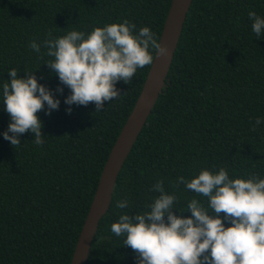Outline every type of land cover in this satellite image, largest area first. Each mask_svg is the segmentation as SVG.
Here are the masks:
<instances>
[{"label": "trees", "instance_id": "16d2710c", "mask_svg": "<svg viewBox=\"0 0 264 264\" xmlns=\"http://www.w3.org/2000/svg\"><path fill=\"white\" fill-rule=\"evenodd\" d=\"M172 0H0V264H70L102 171L142 91L151 66L138 69L131 84L117 83L121 97L69 106L71 94L29 44L68 31L86 34L128 20L136 33L147 26L159 38ZM250 11L264 18V0H194L166 81L152 113L118 175L112 203L101 219L86 264H137L111 224L119 216L150 211L164 181L175 194L176 215L190 218L187 205L207 198L187 190L178 177L203 169L228 171L230 179H264V37L252 31ZM34 73L54 92L60 107L37 115L44 144L33 133L21 145L4 140L10 116L2 86L8 72ZM63 88V93L56 91ZM71 107V114L67 109ZM127 200L128 207L117 208ZM226 227L231 225L225 222Z\"/></svg>", "mask_w": 264, "mask_h": 264}, {"label": "clouds", "instance_id": "9594fccd", "mask_svg": "<svg viewBox=\"0 0 264 264\" xmlns=\"http://www.w3.org/2000/svg\"><path fill=\"white\" fill-rule=\"evenodd\" d=\"M248 17L256 36L264 37V18L255 11H250ZM136 28L135 23L124 20L97 27L89 34L72 30L53 38L49 31L43 41L46 53L41 54V44L35 40L29 47L40 58H53L45 64L70 89L65 104L86 107L94 103L96 112H101L105 102L121 97L118 82L131 84L138 69L170 55V49L149 27L134 34ZM8 75L11 79L2 86V104L10 123L3 138L13 147L19 146L22 135L31 132L35 136L32 142L42 146L43 123L37 114L47 106V114L51 115L59 109L60 100L38 82L35 72H25V78H21L13 68ZM56 91L62 94L63 88ZM71 111L69 107L67 112ZM261 123L264 121L257 118L252 131ZM181 184L207 198V207L192 199L187 205L191 217L176 215L178 197L167 194L160 180L150 189L159 193L146 206L150 211L135 216L122 214L111 224L116 237H125L123 245L134 251L137 264H264V179H230L221 167L215 173L203 169L190 180L178 177L173 187ZM116 206L127 208L128 201ZM225 222L231 226L226 227Z\"/></svg>", "mask_w": 264, "mask_h": 264}, {"label": "water", "instance_id": "95a60500", "mask_svg": "<svg viewBox=\"0 0 264 264\" xmlns=\"http://www.w3.org/2000/svg\"><path fill=\"white\" fill-rule=\"evenodd\" d=\"M194 0H172L160 37L170 49L167 58H158L151 65L142 91L124 124L106 161L101 178L80 233L70 264H86L101 219L112 203L119 173L143 130L153 108L166 87V81Z\"/></svg>", "mask_w": 264, "mask_h": 264}]
</instances>
